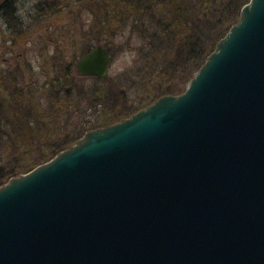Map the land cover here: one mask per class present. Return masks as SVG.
Instances as JSON below:
<instances>
[{"label":"water","instance_id":"95a60500","mask_svg":"<svg viewBox=\"0 0 264 264\" xmlns=\"http://www.w3.org/2000/svg\"><path fill=\"white\" fill-rule=\"evenodd\" d=\"M109 65L95 44L74 69ZM0 264H264V0L182 92L1 184Z\"/></svg>","mask_w":264,"mask_h":264},{"label":"trees","instance_id":"16d2710c","mask_svg":"<svg viewBox=\"0 0 264 264\" xmlns=\"http://www.w3.org/2000/svg\"><path fill=\"white\" fill-rule=\"evenodd\" d=\"M17 1L0 0V21L7 23L14 42L28 32V26L16 18ZM66 1L36 0L33 8L37 21H46L54 13L70 9L71 4L76 18L86 10L96 20L93 3L103 1L116 10L122 4L123 11L117 18L121 28L117 32H102L100 25H109L107 14L88 30L81 24L85 42L77 57L92 47L90 38L107 48L110 61L124 50L133 49L131 65L120 75L126 85L107 76H81L74 69L76 59L63 61L56 51L50 56V65L41 70L42 82L30 78L29 63L0 72V185L48 161L86 131L99 126L97 123L115 122L161 95L182 92L248 0ZM128 21L129 33H135L138 41L134 48L129 40L113 49L92 37L91 31L96 29L108 38L123 36ZM24 71L29 74L28 82ZM150 90L145 98L144 93Z\"/></svg>","mask_w":264,"mask_h":264},{"label":"rangeland","instance_id":"374dc122","mask_svg":"<svg viewBox=\"0 0 264 264\" xmlns=\"http://www.w3.org/2000/svg\"><path fill=\"white\" fill-rule=\"evenodd\" d=\"M35 1L18 0L16 2V18L22 20L23 26H28V32L25 33V35L21 34L18 38L20 39L18 42L10 41L11 34H9L7 29V23L3 22V20L0 21V72L5 71L10 67L17 65L23 66V64L29 63L32 66V77L30 78L34 81L38 79V81L42 82L44 76L42 77L40 75L42 72L41 70L50 65V56L54 54V51L59 52L63 61H70L73 57L75 60L79 55V50L85 42V39L81 37L80 33V30L82 29L81 24L84 29L88 30L90 29L89 27L93 25L94 21L96 22V20L103 18V14H107L109 25L106 27L101 22L102 24L100 27L102 32L107 33L108 30L117 32L121 28V23L117 18L123 11L122 4L118 6L119 8L116 10V7L115 9L108 8L109 5H106L107 3H104L103 1L93 3L92 5L95 8L97 16L96 20H94V16L86 10L76 18V15H74L73 12L75 7L73 8V4L68 0L66 2H69L72 5L70 6V9L66 8L54 13L55 16H49V19L46 21H37L36 12L33 8ZM104 19H106L105 16ZM45 28L47 29L46 31ZM129 28L130 22L128 21L123 36L115 35L112 38L106 37V35L99 29L94 30V32L92 30L91 33L92 37H98V39L106 42L107 46H110L113 49H116L119 46H124L128 40L130 41V47L134 48L138 45V41H136L137 37L135 33H129ZM90 39L89 44L92 46L95 44H101L96 43L93 38ZM133 53L134 51L132 49L124 50L121 54H118L115 59L110 61L106 76L111 78L114 82L119 81L121 85H126L123 80H120V75L127 70L125 68H128V66L131 65ZM24 79L28 82L29 74L26 71H24ZM151 92L152 90L144 93V97L147 98ZM131 97L132 94L129 95V98ZM111 123H97L99 125L97 127H102Z\"/></svg>","mask_w":264,"mask_h":264},{"label":"flooded vegetation","instance_id":"af4514ba","mask_svg":"<svg viewBox=\"0 0 264 264\" xmlns=\"http://www.w3.org/2000/svg\"><path fill=\"white\" fill-rule=\"evenodd\" d=\"M10 41H12V38L10 37Z\"/></svg>","mask_w":264,"mask_h":264}]
</instances>
